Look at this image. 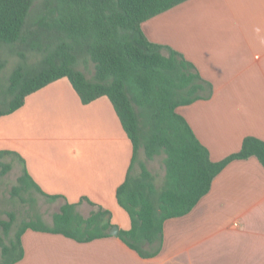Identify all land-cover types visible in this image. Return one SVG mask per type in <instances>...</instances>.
Returning a JSON list of instances; mask_svg holds the SVG:
<instances>
[{"label": "crops", "instance_id": "0c3cea01", "mask_svg": "<svg viewBox=\"0 0 264 264\" xmlns=\"http://www.w3.org/2000/svg\"><path fill=\"white\" fill-rule=\"evenodd\" d=\"M142 29L212 83L210 98L177 107L212 161L238 152L247 136L264 140V0H187ZM0 150L19 153L44 192L72 203L87 197L109 209L119 229L131 228L116 192L133 144L108 96L83 103L69 78H60L0 117ZM14 162L22 174L23 163ZM21 238L24 256L15 264H264V165L255 156L230 162L188 214L165 221L153 257L118 235L79 242L27 229Z\"/></svg>", "mask_w": 264, "mask_h": 264}, {"label": "trees", "instance_id": "16d2710c", "mask_svg": "<svg viewBox=\"0 0 264 264\" xmlns=\"http://www.w3.org/2000/svg\"><path fill=\"white\" fill-rule=\"evenodd\" d=\"M187 0H46L30 22L35 0H0V46L13 48L20 60L0 94V117L24 105L26 97L68 77L83 103L108 96L133 144V158L118 203L131 218L130 229L118 236L143 257L157 255L163 246L164 223L188 214L207 194L215 177L232 161L257 157L264 165V140L247 136L238 152L212 161L177 107L210 98L213 85L194 63L174 48L151 41L142 23ZM38 67L29 69L30 57ZM91 61L89 77L78 67ZM165 155V182L159 184L149 161ZM12 161H4L5 158ZM24 169L12 196L25 200L33 190L50 200L62 198L52 225L36 213L11 235L15 214L0 219V264H15L24 256L22 234L27 229L61 233L79 242L111 236L117 226L112 212L83 197L72 203L63 195L48 194L32 179L21 155L0 150L1 175L13 167ZM88 203L83 215L78 207Z\"/></svg>", "mask_w": 264, "mask_h": 264}, {"label": "rangeland", "instance_id": "374dc122", "mask_svg": "<svg viewBox=\"0 0 264 264\" xmlns=\"http://www.w3.org/2000/svg\"><path fill=\"white\" fill-rule=\"evenodd\" d=\"M46 0H35L29 21L32 22L37 14L44 7ZM36 57H30L31 65L29 69H35L38 67L36 63ZM20 58L15 53L12 47L3 45L0 46V94L6 90L8 84V78L17 66ZM78 67L83 70L89 77L94 73V64L91 61H81ZM4 161H12L11 158L7 157L3 159ZM150 162V161H149ZM13 160V165H14ZM153 171L158 175L157 182L163 180L164 165L162 162V156H158L156 160L150 162ZM1 173V166H0ZM21 174L18 167H12L4 175L0 174V219L9 220L10 214H15L14 225L11 230V235L15 233L18 226L22 221L28 220L33 217L36 213L43 216L44 221L48 225H52L54 213L59 211L61 204L64 202L62 198L57 200H50L48 197L40 194L39 192L33 190L30 194H24L25 200H21L19 197L12 196V188L17 184L18 176ZM78 210L85 216H88L92 207L88 203H82ZM0 235L5 236L4 230L0 227ZM0 257H1V246H0Z\"/></svg>", "mask_w": 264, "mask_h": 264}, {"label": "water", "instance_id": "95a60500", "mask_svg": "<svg viewBox=\"0 0 264 264\" xmlns=\"http://www.w3.org/2000/svg\"><path fill=\"white\" fill-rule=\"evenodd\" d=\"M112 235H118L119 234V227L114 226L113 229L111 230Z\"/></svg>", "mask_w": 264, "mask_h": 264}]
</instances>
